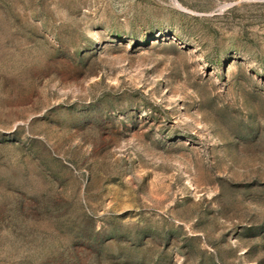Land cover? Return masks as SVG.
<instances>
[{
  "label": "rangeland",
  "instance_id": "374dc122",
  "mask_svg": "<svg viewBox=\"0 0 264 264\" xmlns=\"http://www.w3.org/2000/svg\"><path fill=\"white\" fill-rule=\"evenodd\" d=\"M0 264H264V0H0Z\"/></svg>",
  "mask_w": 264,
  "mask_h": 264
}]
</instances>
